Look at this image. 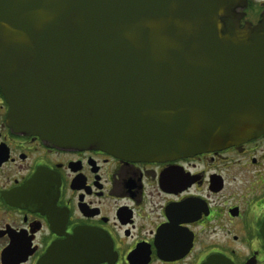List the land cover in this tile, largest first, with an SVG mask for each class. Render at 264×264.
<instances>
[{
	"label": "water",
	"instance_id": "obj_1",
	"mask_svg": "<svg viewBox=\"0 0 264 264\" xmlns=\"http://www.w3.org/2000/svg\"><path fill=\"white\" fill-rule=\"evenodd\" d=\"M241 3L0 0L10 123L56 147L135 160L264 134V17L242 26Z\"/></svg>",
	"mask_w": 264,
	"mask_h": 264
},
{
	"label": "flooded vegetation",
	"instance_id": "obj_2",
	"mask_svg": "<svg viewBox=\"0 0 264 264\" xmlns=\"http://www.w3.org/2000/svg\"><path fill=\"white\" fill-rule=\"evenodd\" d=\"M237 7L242 26L264 17V0ZM8 113L0 85V264H264V134L135 160L56 147Z\"/></svg>",
	"mask_w": 264,
	"mask_h": 264
}]
</instances>
